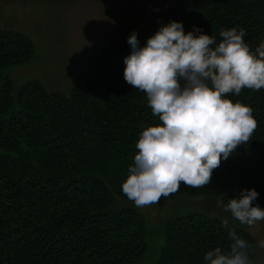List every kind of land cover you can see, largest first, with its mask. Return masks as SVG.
Segmentation results:
<instances>
[{
    "label": "trees",
    "instance_id": "1",
    "mask_svg": "<svg viewBox=\"0 0 264 264\" xmlns=\"http://www.w3.org/2000/svg\"><path fill=\"white\" fill-rule=\"evenodd\" d=\"M173 20L185 33L196 26L217 42L221 29L242 28L254 54L264 41V0H186L165 12L159 28ZM130 52L127 41L104 43L68 93L37 80L15 85L9 69L32 60L35 45L21 31L0 29V264H139L146 254L143 207L127 198L122 183L140 133L162 121L146 94L124 80ZM229 98L253 109L251 139L221 158L209 184L181 183L158 203L206 196L227 204L254 188L253 203L264 209V88ZM229 226L251 246L253 262L254 237ZM231 243L220 219L176 215L164 222L153 264H207V251Z\"/></svg>",
    "mask_w": 264,
    "mask_h": 264
},
{
    "label": "clouds",
    "instance_id": "2",
    "mask_svg": "<svg viewBox=\"0 0 264 264\" xmlns=\"http://www.w3.org/2000/svg\"><path fill=\"white\" fill-rule=\"evenodd\" d=\"M219 35L217 42L196 26L185 33L182 23L173 20L148 37L146 46H140L135 32L128 37L124 80L146 94L152 113L162 121L140 133L138 152L122 183V192L138 208L176 193L181 183L190 188L209 184L221 158L247 143L257 127L253 109L233 102L229 94L264 88V41L254 54L244 29H221ZM258 195L254 188L241 189L218 206L252 226L264 220V209L253 203ZM222 227L232 243L227 250L207 251V264H253L248 242L227 219Z\"/></svg>",
    "mask_w": 264,
    "mask_h": 264
},
{
    "label": "rangeland",
    "instance_id": "3",
    "mask_svg": "<svg viewBox=\"0 0 264 264\" xmlns=\"http://www.w3.org/2000/svg\"><path fill=\"white\" fill-rule=\"evenodd\" d=\"M186 0H0V29L28 35L35 45L29 62L9 69L15 85L37 80L50 91L68 93L98 49L135 32L141 47L165 12ZM148 250L139 264H153L163 241L164 222L185 213H205L248 230L257 245L253 264H264V220L241 224L213 197L179 198L143 207Z\"/></svg>",
    "mask_w": 264,
    "mask_h": 264
}]
</instances>
